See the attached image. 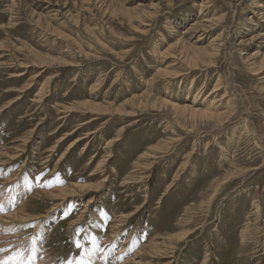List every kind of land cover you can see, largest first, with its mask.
<instances>
[{
    "label": "rangeland",
    "instance_id": "obj_1",
    "mask_svg": "<svg viewBox=\"0 0 264 264\" xmlns=\"http://www.w3.org/2000/svg\"><path fill=\"white\" fill-rule=\"evenodd\" d=\"M261 34L264 0H0V263L264 264Z\"/></svg>",
    "mask_w": 264,
    "mask_h": 264
},
{
    "label": "bare ground",
    "instance_id": "obj_2",
    "mask_svg": "<svg viewBox=\"0 0 264 264\" xmlns=\"http://www.w3.org/2000/svg\"><path fill=\"white\" fill-rule=\"evenodd\" d=\"M133 16H135L136 18H140V16H139V14H134ZM209 23H210V21H209ZM198 25L199 24H195L194 25V27L196 28V27H198ZM209 25V24H208ZM200 26H202V25H200ZM205 28H207V26L205 27ZM190 32V31H189ZM200 33V32H199ZM264 34H261L260 36H257L258 38L259 37H261V36H263ZM188 47L189 48V50L190 51H193V59H187L190 63H192L193 64V66L194 67H196L197 65H198V63L200 62V61H204V60H202V59H204V58H210V56L211 57H215V55H216V50L217 49H215V47L214 46H211L212 48H211V50H209V51H206L205 49H203V48H201V47H198L195 43H193V44H185L184 45V47ZM215 49V50H214ZM36 58L38 59V60H42L41 62H45V57L44 56H41L40 54H37L36 55ZM54 60V59H53ZM211 60V59H210ZM206 62V61H205ZM38 64H41L40 62H37ZM264 63V55H263V62H262V64ZM44 65V64H43ZM30 66V65H29ZM65 66V65H64ZM43 67V66H42ZM260 72V71H259ZM259 72H257V74L259 73ZM39 76V75H38ZM174 78V77H173ZM48 81V80H47ZM33 84V83H32ZM46 87V86H45ZM44 87V88H45ZM43 88V87H42ZM40 91V90H39ZM45 91V90H44ZM25 92V91H24ZM42 92V91H41ZM40 93V92H39ZM38 93V94H39ZM42 94V93H41ZM42 98V97H41ZM131 102L133 103V105L135 106V105H137V106H140V107H143V106H146L147 104H148V102H149V100H148V94H144L143 96H142V98L141 99H139V98H137V97H134V98H132V100H131ZM130 102V103H131ZM208 102V101H207ZM93 103V102H92ZM91 102H86V104H85V106L86 107H89V108H93V109H96V110H98V111H107L108 109L109 110H111V108H113V110H114V107L112 106L113 104H110L109 106H102V104L101 105H99L98 104V102L96 103V104H92ZM165 108L166 107H170V108H172L173 110H176V112L177 113H179V114H181V117H183V118H185V116H187V115H189L190 116V118H192V119H195V118H198V115L200 114L202 117L200 118V120L201 121H205V122H207L208 124H210L211 122H213V123H217V124H222V123H225V121L226 120H228L229 119V117L231 116V114H232V112L231 111H229V112H227V114H226V116H225V114H216V113H210V112H206V111H202V110H199V109H192V108H189V107H187V106H179V105H177V104H173V103H169L168 101H166V100H161V102H160ZM205 104V103H204ZM214 105V104H213ZM201 106V105H200ZM212 106V105H211ZM213 107H215V106H213ZM202 108V107H201ZM116 109V108H115ZM118 109V108H117ZM213 109V108H212ZM211 109V110H212ZM210 110V109H209ZM213 112V111H212ZM102 128V127H101ZM62 140V139H61ZM57 147V146H56ZM19 148H21V147H19ZM12 149V148H11ZM22 150V149H21ZM14 152H16V151H14ZM65 153V152H64ZM6 154V153H5ZM8 154V153H7ZM9 155H11V154H9ZM66 157V156H65ZM60 159V158H59ZM10 160V159H9ZM105 183V182H104ZM96 188H99V185H96ZM55 192V198H61V199H66L68 196H71V195H75L76 193H74V194H68L67 193V191L66 190H63V189H58V190H55L54 191ZM14 194V193H13ZM54 194V193H53ZM12 195V194H11ZM10 197V196H9ZM12 197V196H11ZM10 197V198H11ZM9 198V199H10ZM15 198V197H14ZM18 199V198H17ZM17 199H15L16 200V202H17ZM11 200V199H10ZM9 200V201H10ZM13 200V199H12ZM1 201V200H0ZM5 201H6V199H5ZM7 202V201H6ZM7 203H9V202H7ZM13 203V202H12ZM18 203H20V201H19V199H18ZM10 204V203H9ZM0 205H1V203H0ZM11 216H9V218H13V220H26V218L25 219H23L24 217H29V218H33L34 216H26L25 215V206L23 205L22 206V204H21V206H17V210L14 212V213H12V214H10ZM121 218V217H120ZM119 225V224H118ZM115 229V228H114ZM5 230V229H4ZM3 229H2V231H4ZM7 231H8V229H6ZM1 231V232H2ZM0 232V233H1ZM3 234V233H2ZM115 234V233H114ZM5 236V235H4ZM22 237V236H21ZM20 238V237H19ZM1 239V238H0ZM156 239V238H155ZM18 240H20V239H18ZM151 241V240H150ZM148 242L145 246H143V247H140V249L137 251L138 253H140L141 251H144V252H146V248L148 247V246H150V245H152L153 247H154V249H155V254L154 255H156V254H161L162 252H163V249H164V244H166V239H164L163 240V242H154V238H153V241H151V242ZM18 243V245H19V242H17ZM20 243H22L21 242V240H20ZM3 246V245H2ZM16 246V245H15ZM17 247V246H16ZM18 247H21V246H18ZM35 248H36V246L34 245V247L32 248L33 250H34V252H35ZM124 248V247H123ZM7 249V248H6ZM16 251H19V250H16ZM124 251H126V250H124ZM12 252H14V251H12ZM122 253H123V250L121 251ZM22 253H23V251L21 252V255H22ZM31 253V252H30ZM12 255H15L14 253L12 254ZM107 255V254H106ZM7 256V255H6ZM156 256H158L159 257V255H156ZM7 257H9V256H7ZM116 258H118V256H116ZM14 259H16L15 261H17V259H20V256H18V257H16V256H13V260ZM47 259V258H46ZM115 259V258H114ZM13 263H14V261H13ZM12 263V261H11V263H8V264H13ZM1 264V263H0ZM2 264H5V263H2ZM16 264V263H15ZM23 264V263H22ZM86 264H90L88 261L86 262Z\"/></svg>",
    "mask_w": 264,
    "mask_h": 264
},
{
    "label": "snow or ice",
    "instance_id": "obj_3",
    "mask_svg": "<svg viewBox=\"0 0 264 264\" xmlns=\"http://www.w3.org/2000/svg\"><path fill=\"white\" fill-rule=\"evenodd\" d=\"M77 247H79V244H77Z\"/></svg>",
    "mask_w": 264,
    "mask_h": 264
}]
</instances>
